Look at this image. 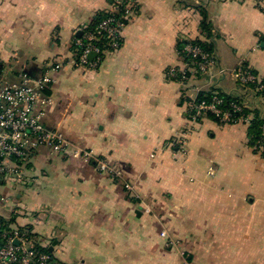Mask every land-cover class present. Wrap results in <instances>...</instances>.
<instances>
[{
    "label": "crops",
    "instance_id": "1",
    "mask_svg": "<svg viewBox=\"0 0 264 264\" xmlns=\"http://www.w3.org/2000/svg\"><path fill=\"white\" fill-rule=\"evenodd\" d=\"M111 2L0 0V75L39 76L51 60L62 61L47 92L46 125L114 163L139 198L92 163L40 148L24 174L31 202L15 194L34 215L4 205L0 217L31 230L63 264H181L180 251L164 247L163 228L181 241L188 264H264L256 126L220 124L206 114L184 153L169 145L188 127L195 86L239 93L231 73L239 64L264 76V0H137L120 48L81 72L71 63L72 39ZM201 9L210 39L200 28ZM183 40H212L215 58L210 75L192 68L185 86L166 76L170 66L184 65L176 53Z\"/></svg>",
    "mask_w": 264,
    "mask_h": 264
},
{
    "label": "built area",
    "instance_id": "2",
    "mask_svg": "<svg viewBox=\"0 0 264 264\" xmlns=\"http://www.w3.org/2000/svg\"><path fill=\"white\" fill-rule=\"evenodd\" d=\"M136 10L137 0H112L109 15L98 22L94 29L88 30L87 26L80 28V34L72 39L73 66L86 72L96 68L106 52L117 51L121 46L122 29ZM190 42L176 48L184 65H173L166 70L169 79L182 85L193 74L192 68L196 76L201 77L209 73L215 63L212 53ZM90 53H94L92 59L88 57ZM62 65L60 60L51 61L39 76L22 71L15 81L0 83V186L24 182L25 170L33 154L40 148H46L53 155L92 163L99 173L120 184L127 194L138 199L135 185L114 163L70 140L60 129L46 125L45 110L52 102L47 92ZM231 73L244 98L224 104L223 98L216 93L208 94V91L195 86L196 95L188 104V127L180 135L174 136L169 145L184 153L187 135L192 127L203 115L209 114L220 124L255 125L257 136L253 141L254 148L264 160V124H255L258 119L264 118V76L242 64L233 68ZM150 156L153 157L152 154ZM207 173L212 175L213 169L209 168ZM9 202L8 196L0 195V206H8ZM143 207L146 213H153L148 204H143ZM10 208L14 209L13 205ZM159 236L164 247L180 251L181 264H188L184 252L180 250L181 241L176 236L166 228L160 231ZM42 244L31 230L0 220V264H63L41 250V247H46Z\"/></svg>",
    "mask_w": 264,
    "mask_h": 264
},
{
    "label": "trees",
    "instance_id": "3",
    "mask_svg": "<svg viewBox=\"0 0 264 264\" xmlns=\"http://www.w3.org/2000/svg\"><path fill=\"white\" fill-rule=\"evenodd\" d=\"M201 13H202V20H201V23H200V28H201V31L204 32L206 34V36L210 39L212 37V25H211V22L209 20V17L207 15V12L204 10V9H201ZM109 13H108V10H105V11H98L94 14L93 18L91 19V22L87 25V29L88 30H92L94 29V27L98 24V22H100L104 17L108 16ZM190 42L189 40H183V41H180L178 43V47H182L184 44ZM190 43H197L199 44L206 52H209V53H212L213 52V42L212 40L210 42H201L200 40L197 41H192ZM51 61H56V60H51ZM50 61V62H51ZM211 93H216L217 95H219V97L223 98L224 100V104H227L229 103L230 101H235V102H238L239 99L233 95H230V94H227L225 92H223L222 90L220 89H214L213 91H208V94H211ZM244 112H247L246 109H243ZM211 117H213L212 115H210ZM214 118V117H213ZM215 119V118H214ZM257 123H263L264 124V118L262 119H258L256 121L255 124ZM255 136H257V133L255 132L254 134V137H253V140L255 139ZM31 163V162H30ZM28 166V165H27ZM23 183V182H21ZM25 183V182H24ZM3 186V185H2ZM33 215H34V212H33ZM0 220L1 221H6L4 220L3 218L0 217ZM19 227V226H18ZM19 228H25L24 227H19ZM34 235V234H33ZM35 236V235H34ZM41 250H44L46 251L47 253L51 254V252L49 251V248H48V245L45 247V248H42L41 247ZM52 255V254H51Z\"/></svg>",
    "mask_w": 264,
    "mask_h": 264
},
{
    "label": "rangeland",
    "instance_id": "4",
    "mask_svg": "<svg viewBox=\"0 0 264 264\" xmlns=\"http://www.w3.org/2000/svg\"><path fill=\"white\" fill-rule=\"evenodd\" d=\"M213 68H211L210 69V72H211V70H212ZM210 72L209 73H207L206 75H210ZM10 82V81H14V79L13 80H11L10 78H7V77H4V76H2V74L0 75V83L2 84V83H4V82ZM231 83V82H230ZM233 83V82H232ZM234 84V83H233ZM237 87V86H236ZM231 94V93H230ZM232 95V94H231ZM233 96H235V97H237L238 99H239V101H241L243 98H242V96H241V94H240V91H239V93L237 92V93H235V94H233ZM19 184V185H18ZM24 182L23 183H21V182H19V183H12L11 185H8V184H6L5 186V188H3V190H1V192L5 195V196H9V198H10V202H9V204H8V206L10 207V205H13V207H14V210H15V212L17 211V212H19V211H22V212H25V214L27 215V216H31V215H33V212L29 209V208H24V206H22V204L21 203H19V202H15V194H17V193H22L23 195L20 197V199H21V201H22V203H24V201L26 200V197H29V200H28V198H27V202L29 201V202H31V194H27V191L29 190L28 188H29V185L27 184V187H24ZM27 188V189H26ZM8 189H11V191H15V193H11V194H6V193H8ZM25 204V203H24Z\"/></svg>",
    "mask_w": 264,
    "mask_h": 264
},
{
    "label": "water",
    "instance_id": "5",
    "mask_svg": "<svg viewBox=\"0 0 264 264\" xmlns=\"http://www.w3.org/2000/svg\"><path fill=\"white\" fill-rule=\"evenodd\" d=\"M79 34H80V32L77 33V35H79ZM88 57H89V59H92L94 57V53H90ZM49 251L50 252L52 251V246H49Z\"/></svg>",
    "mask_w": 264,
    "mask_h": 264
}]
</instances>
